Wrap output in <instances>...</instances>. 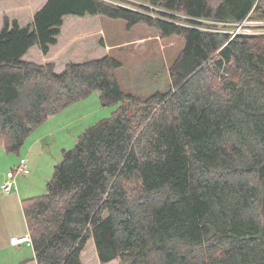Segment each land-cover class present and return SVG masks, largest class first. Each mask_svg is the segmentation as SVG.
<instances>
[{"label":"trees","instance_id":"obj_1","mask_svg":"<svg viewBox=\"0 0 264 264\" xmlns=\"http://www.w3.org/2000/svg\"><path fill=\"white\" fill-rule=\"evenodd\" d=\"M139 1L155 9L47 0L30 25L3 22L5 151L18 153L35 126L94 90L103 106L119 103L64 150L46 191L22 200L36 263L82 264L92 239L103 264H264V33L211 28L264 20V0ZM67 15L182 37L168 90L143 101L124 93L109 54L61 73L23 60L33 46L48 52Z\"/></svg>","mask_w":264,"mask_h":264},{"label":"rangeland","instance_id":"obj_2","mask_svg":"<svg viewBox=\"0 0 264 264\" xmlns=\"http://www.w3.org/2000/svg\"><path fill=\"white\" fill-rule=\"evenodd\" d=\"M46 1L0 0V30L5 19L9 22L16 20L20 26L30 25L34 13ZM122 1L124 6L131 9H135L140 4L155 9L153 5L139 0ZM150 14L155 15L152 11ZM211 28L222 29L232 34L264 33V20L249 17L240 23H232L228 27ZM183 46L182 37L177 35L163 37L157 29L143 23L128 27L123 19L99 15L82 17L67 15L60 27L57 42L49 47L48 52L43 54L37 46H33L26 53L25 60L37 64L53 63L54 71L61 73L67 63H80L108 54L112 55L122 63L115 73L122 91L143 101L156 91L168 90L169 66ZM118 104L103 106L98 90L69 104L57 114L49 116L35 126L18 153L3 149L4 157H0V173L6 174L7 170H13L20 163L21 158H27L29 173L16 174L15 179L17 183L18 181L28 185L30 183V191H27L26 196L43 194L64 150L74 147L86 128L102 118L109 117L119 106ZM19 227L26 228L21 208L16 207L11 200L1 197L0 239L14 233ZM33 257L31 244L8 248L3 243L0 264H37ZM81 261L82 264H103L98 259L92 239L87 241L81 252ZM118 262V259H114L104 264H118Z\"/></svg>","mask_w":264,"mask_h":264},{"label":"crops","instance_id":"obj_3","mask_svg":"<svg viewBox=\"0 0 264 264\" xmlns=\"http://www.w3.org/2000/svg\"><path fill=\"white\" fill-rule=\"evenodd\" d=\"M25 56L26 54L22 57V59L25 60ZM4 148L0 145V157L3 156V150ZM4 157V156H3ZM10 170H7L6 171V174L7 172H9ZM1 172V171H0ZM6 174H4V172L0 173V188H1V184L5 181V178H6ZM15 189L10 191L9 193H4V192H1V189H0V200H1V197L6 199V200H11V202L18 208H21L22 212H23V208H22V200L28 196H26L28 193L27 191H30V183L29 185L26 184V183H22L20 181H16L15 179ZM25 191V192H23ZM3 207V206H2ZM25 225H26V222H25ZM26 229V230H25ZM28 233V229H27V225H26V228L24 227H19L17 229V231H15L14 233H10V234H7L5 235L2 239H0V252L2 251V244L5 243V246H7L8 248L9 247H19V246H23L25 244V246H30V243H22L18 246H13L10 244V239L12 237H16V236H20V235H24V234H27ZM4 241V242H3ZM32 246V245H31ZM33 250V248H32ZM34 254V252H33ZM34 260H35V256L33 257ZM36 261V260H35Z\"/></svg>","mask_w":264,"mask_h":264},{"label":"built area","instance_id":"obj_4","mask_svg":"<svg viewBox=\"0 0 264 264\" xmlns=\"http://www.w3.org/2000/svg\"><path fill=\"white\" fill-rule=\"evenodd\" d=\"M29 173V167L27 163V158H21L20 163L11 171L7 172L5 181L1 184V192L9 193L15 189V175L23 174L26 175ZM22 243H30L31 238L29 233L20 235L17 237H12L10 239V244L13 246H18Z\"/></svg>","mask_w":264,"mask_h":264}]
</instances>
